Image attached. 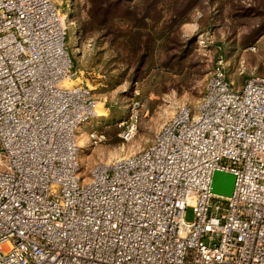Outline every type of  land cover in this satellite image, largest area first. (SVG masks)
Instances as JSON below:
<instances>
[{"label": "built area", "instance_id": "obj_1", "mask_svg": "<svg viewBox=\"0 0 264 264\" xmlns=\"http://www.w3.org/2000/svg\"><path fill=\"white\" fill-rule=\"evenodd\" d=\"M61 6L0 0V264H264V77L236 89L218 62L196 110L85 179L77 132L98 101L66 85ZM218 171L235 176L231 197L213 193Z\"/></svg>", "mask_w": 264, "mask_h": 264}, {"label": "rangeland", "instance_id": "obj_2", "mask_svg": "<svg viewBox=\"0 0 264 264\" xmlns=\"http://www.w3.org/2000/svg\"><path fill=\"white\" fill-rule=\"evenodd\" d=\"M75 76L90 88L101 117L82 126V177L146 149L188 106L196 110L223 61L236 89L264 77V0H60ZM139 113L136 131L125 126ZM101 133L92 143L90 134ZM89 140V141H88ZM186 220H194L188 209Z\"/></svg>", "mask_w": 264, "mask_h": 264}, {"label": "water", "instance_id": "obj_3", "mask_svg": "<svg viewBox=\"0 0 264 264\" xmlns=\"http://www.w3.org/2000/svg\"><path fill=\"white\" fill-rule=\"evenodd\" d=\"M236 178L233 174L216 172L213 179V193L223 197H231L234 191Z\"/></svg>", "mask_w": 264, "mask_h": 264}, {"label": "bare ground", "instance_id": "obj_4", "mask_svg": "<svg viewBox=\"0 0 264 264\" xmlns=\"http://www.w3.org/2000/svg\"><path fill=\"white\" fill-rule=\"evenodd\" d=\"M67 85V84H66ZM97 110H98V107H97ZM99 113V112H98ZM101 117V115H99ZM79 140V139H78ZM89 141V140H88ZM79 146L82 150V148H84V140L81 138V140L79 141ZM121 161V160H120Z\"/></svg>", "mask_w": 264, "mask_h": 264}, {"label": "trees", "instance_id": "obj_5", "mask_svg": "<svg viewBox=\"0 0 264 264\" xmlns=\"http://www.w3.org/2000/svg\"><path fill=\"white\" fill-rule=\"evenodd\" d=\"M69 35V34H68Z\"/></svg>", "mask_w": 264, "mask_h": 264}]
</instances>
